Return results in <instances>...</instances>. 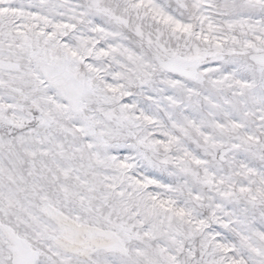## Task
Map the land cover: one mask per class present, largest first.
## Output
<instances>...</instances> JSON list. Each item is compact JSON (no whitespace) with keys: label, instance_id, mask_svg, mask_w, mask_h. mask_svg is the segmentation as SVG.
<instances>
[{"label":"snow or ice","instance_id":"obj_1","mask_svg":"<svg viewBox=\"0 0 264 264\" xmlns=\"http://www.w3.org/2000/svg\"><path fill=\"white\" fill-rule=\"evenodd\" d=\"M0 264H264V0H0Z\"/></svg>","mask_w":264,"mask_h":264}]
</instances>
